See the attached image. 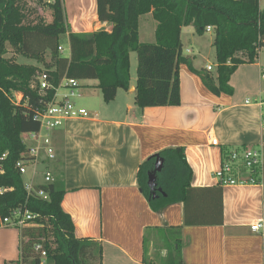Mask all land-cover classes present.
Masks as SVG:
<instances>
[{
	"label": "trees",
	"instance_id": "16d2710c",
	"mask_svg": "<svg viewBox=\"0 0 264 264\" xmlns=\"http://www.w3.org/2000/svg\"><path fill=\"white\" fill-rule=\"evenodd\" d=\"M95 3L97 19L111 23L110 31L71 32L65 20L63 0H0V156L6 153L0 186L12 188L0 195V214L7 215L21 206L38 215L32 225L19 229L20 264H40L42 251L44 258L53 264L102 262L101 243L75 235L73 221L61 206L64 191L56 189L53 182L36 186L47 193L46 199L28 194L23 176L15 168L19 158L30 157L23 139L39 129L34 117L63 77L97 80L103 101L109 103L118 89L129 88V55L134 51L137 55L135 104L139 108L177 106L181 64L199 77L211 93L230 95L231 75L240 64L253 63L264 46V8L260 9L259 0H95ZM40 7L48 9L49 21L39 14ZM147 13L157 23L154 42L139 40V17ZM185 26H193L199 35L207 26L212 27L215 77L206 68H195L191 57L183 55L180 34ZM62 34L68 37L67 56L58 51ZM9 48L37 64L6 56ZM41 63L43 68L39 66ZM41 72L48 75L50 85L42 90L33 82ZM158 154L164 164L157 187L165 196L157 192L159 196L152 198L147 186V172L152 169L154 156L139 164L136 175L151 209L160 212L165 206L182 201L184 225L221 224L222 189L191 186L192 170L184 148H165ZM262 154L264 175V148ZM61 164L60 159L55 160V179L61 174L58 168ZM157 229L173 240L177 257L168 255L162 264H182L180 226Z\"/></svg>",
	"mask_w": 264,
	"mask_h": 264
},
{
	"label": "crops",
	"instance_id": "0c3cea01",
	"mask_svg": "<svg viewBox=\"0 0 264 264\" xmlns=\"http://www.w3.org/2000/svg\"><path fill=\"white\" fill-rule=\"evenodd\" d=\"M88 16H92L90 25L84 21L83 28L74 29V33L110 31L111 23L100 22L95 8ZM143 16L152 14L139 19ZM156 24L155 21L154 31ZM184 31L191 46V50L184 51L192 55L183 52ZM205 37V32L199 35L193 26L182 27V52L191 57L197 69L211 65L215 77V62L198 67L195 61L197 54L203 56L207 52V47L214 48L213 36ZM193 46L197 47L195 53ZM263 49L264 46L253 63L240 64L231 75L230 95L211 93L199 77L181 64L177 106L139 108L134 102L136 78L131 75L128 90L118 89L109 103L99 98L97 80H86L92 81L93 86L88 95L98 97L96 104L90 106L95 109L88 111V116L66 120L52 134L56 159L62 162L58 166L62 177L58 188L55 161L49 167L55 188L64 191L61 206L73 221L75 235L101 243V264H162L172 253L163 249L157 261L151 256L152 241L148 235L163 226H180L182 264H264V226L256 232L250 228L255 221H264L263 159L257 170L260 183L219 186L223 222L214 225H184L182 201H175L160 212L153 211L136 177L139 164L145 159L165 148L182 147L192 170L191 186H218L213 171L231 150L264 148V112L256 103L264 91ZM79 92L82 97L81 89ZM76 106L79 107L77 102ZM211 139H216L217 144H212ZM164 237L174 245L167 235ZM19 245V229L0 228V264H20ZM40 264L53 262L41 257Z\"/></svg>",
	"mask_w": 264,
	"mask_h": 264
},
{
	"label": "built area",
	"instance_id": "2783aa9c",
	"mask_svg": "<svg viewBox=\"0 0 264 264\" xmlns=\"http://www.w3.org/2000/svg\"><path fill=\"white\" fill-rule=\"evenodd\" d=\"M211 31V26L205 28V32ZM58 51L63 54L64 48L59 46ZM206 70L211 71L212 66L207 65ZM262 77L264 78V74ZM33 82L38 84L40 90L50 87L49 78L45 72L39 73ZM80 89V80L63 77L55 87L52 97L45 102L34 117L39 123V129L30 132L23 139L30 157L19 158L15 162V168L23 176V179L25 176H29L28 180L24 179V186L28 194L46 199L47 193L41 188L37 189L36 186L51 184L54 181L49 167V165L51 166L50 163L56 160V152L52 141L53 132L59 129L66 120L85 117L89 114L84 107H77L74 104V99L81 96ZM256 103L264 112V91ZM262 119L264 127V114ZM211 143L217 144V140L211 139ZM5 158L6 153H3L0 156V173L4 172L2 163ZM262 159L263 154L260 149L242 148L231 150L213 171V179L216 185L220 187L258 184L260 181L257 179V170L261 167ZM39 173L43 175L42 182L36 181V176ZM11 189V187L0 186V195ZM37 216L26 207L19 206L12 209L7 215L0 214V228L20 229L32 225ZM263 226L264 221L259 219L251 224L250 228L256 232L262 229ZM40 257H45V252L42 251Z\"/></svg>",
	"mask_w": 264,
	"mask_h": 264
},
{
	"label": "rangeland",
	"instance_id": "374dc122",
	"mask_svg": "<svg viewBox=\"0 0 264 264\" xmlns=\"http://www.w3.org/2000/svg\"><path fill=\"white\" fill-rule=\"evenodd\" d=\"M261 7L264 8V0H261L260 2ZM95 6V7H94ZM63 7H64V13H65V20L67 25L69 26V30L73 32L74 29L78 28L81 29L83 28V22L86 21L87 25H90V19L92 16H88L89 14H92L96 12V3L95 0H63ZM39 14L43 16V18L46 21H49L50 14L48 12L47 8H39L38 10ZM148 14V13H147ZM145 15V14H143ZM142 16V15H141ZM139 27H140V40L141 42H154V25H155V20L152 17L149 16H143L139 19ZM86 27V26H85ZM205 38L209 37H214L213 33H208L205 32ZM188 37V33L184 31V48L183 52L192 55V53H187V48L191 50L190 43L186 41ZM59 44L62 48H64L63 55L67 56L69 54V44H68V37L67 34H62L59 36ZM184 49H186L184 51ZM197 47L193 46L192 50L195 53ZM263 54H264V49H263ZM208 55V56H207ZM6 56H12L15 59L17 58L18 62L22 63H31V64H37L35 60L29 57H25L22 55H16L14 53V50L12 48H9V52L7 53ZM49 53H46V58L49 59ZM130 59V75L132 79L136 78V68H137V55L134 51L130 52L129 55ZM195 61L198 64V67L200 65H204L206 63L214 64L216 63V59L214 58V48L211 50L207 47V52L203 53L202 55H198L195 57ZM42 68L44 67L43 64H39ZM92 81H86V80H81V92L83 93L82 97L76 98L75 102H77V105L80 107H84L87 111H92L93 107H90L92 103L96 104V95L91 96L88 95V93L92 92L93 86L91 85ZM99 98L102 100V95L99 92L98 93ZM252 96H249V101H252ZM98 100V99H97ZM103 101V100H102ZM28 142V141H27ZM28 175L25 176V180H28ZM36 180H42L43 181V175L39 173L36 176ZM56 187L58 188L59 181L61 182L62 177L61 174H58L56 177ZM41 181V182H42ZM148 235V232L147 234ZM164 233L162 231H151V233L148 235V239L152 241V257L155 258L157 261L159 258L162 256L163 249H169V251L172 253V258H177L175 257V252L173 250V245L169 244L168 241L164 237ZM151 243V242H150Z\"/></svg>",
	"mask_w": 264,
	"mask_h": 264
},
{
	"label": "water",
	"instance_id": "95a60500",
	"mask_svg": "<svg viewBox=\"0 0 264 264\" xmlns=\"http://www.w3.org/2000/svg\"><path fill=\"white\" fill-rule=\"evenodd\" d=\"M163 162V157H161L159 154H155L152 169L147 172V186L152 198H156L159 196L157 192L163 196L166 195V193L162 191L160 187H157V173L162 170Z\"/></svg>",
	"mask_w": 264,
	"mask_h": 264
},
{
	"label": "flooded vegetation",
	"instance_id": "af4514ba",
	"mask_svg": "<svg viewBox=\"0 0 264 264\" xmlns=\"http://www.w3.org/2000/svg\"><path fill=\"white\" fill-rule=\"evenodd\" d=\"M163 164H164V162H163ZM158 176H159V173H157V179H158ZM158 194V193H157Z\"/></svg>",
	"mask_w": 264,
	"mask_h": 264
}]
</instances>
